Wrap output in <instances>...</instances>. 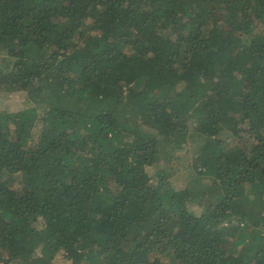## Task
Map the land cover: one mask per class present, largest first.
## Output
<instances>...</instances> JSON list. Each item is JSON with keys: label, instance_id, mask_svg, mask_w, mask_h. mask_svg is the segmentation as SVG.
Wrapping results in <instances>:
<instances>
[{"label": "trees", "instance_id": "trees-1", "mask_svg": "<svg viewBox=\"0 0 264 264\" xmlns=\"http://www.w3.org/2000/svg\"><path fill=\"white\" fill-rule=\"evenodd\" d=\"M0 53V264H264V0H0Z\"/></svg>", "mask_w": 264, "mask_h": 264}, {"label": "rangeland", "instance_id": "rangeland-1", "mask_svg": "<svg viewBox=\"0 0 264 264\" xmlns=\"http://www.w3.org/2000/svg\"><path fill=\"white\" fill-rule=\"evenodd\" d=\"M11 63H12V60L10 59V57H8V56H5V55H3L2 53H0V65H1V68H3L4 69V71H7L8 70V68L10 67V65H11ZM154 93H156V92H154ZM115 103V102H114ZM127 103V102H126ZM13 105H14V103H13ZM14 108H18V104L16 105V106H13ZM113 108L116 110V111H119V113L120 112H122V111H124L125 109L126 110H128V108H129V106H127V105H123V104H117V103H115V104H113ZM130 116V115H129ZM133 119V117L131 116V117H129V122L128 123H132V120ZM189 145H191V144H189ZM161 161V160H160ZM36 252L37 253H39V250L37 249L36 250ZM56 264H70V262L69 261H66V262H64V263H61V262H57Z\"/></svg>", "mask_w": 264, "mask_h": 264}]
</instances>
